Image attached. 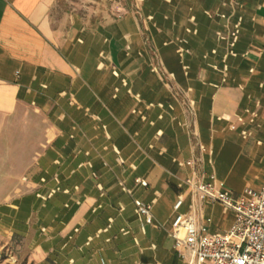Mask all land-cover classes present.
<instances>
[{
    "label": "crops",
    "instance_id": "1",
    "mask_svg": "<svg viewBox=\"0 0 264 264\" xmlns=\"http://www.w3.org/2000/svg\"><path fill=\"white\" fill-rule=\"evenodd\" d=\"M57 1L0 0V142L26 137L35 191L5 210L22 233L36 215L43 264H184L170 231L179 198L183 215L197 203L185 180L234 199L262 187L264 0H96L53 20ZM197 206L208 234L234 221Z\"/></svg>",
    "mask_w": 264,
    "mask_h": 264
},
{
    "label": "built area",
    "instance_id": "2",
    "mask_svg": "<svg viewBox=\"0 0 264 264\" xmlns=\"http://www.w3.org/2000/svg\"><path fill=\"white\" fill-rule=\"evenodd\" d=\"M237 34L238 30L232 34L231 47ZM182 54L179 51V55ZM256 117L255 113H250L249 122L254 123ZM242 135L248 137L249 134L243 132ZM185 165L192 166L193 161L189 160ZM136 183L146 185L142 180ZM182 186H186L197 200L187 215L178 212L183 204L182 198L174 206L170 237L184 264H264V176L260 190L245 189L237 199L226 190L223 182L214 177L208 182L190 178ZM202 203H218L224 212L232 211L234 221L230 228L223 233L208 234L194 214L197 204ZM135 208L142 228L153 225L151 205L137 202Z\"/></svg>",
    "mask_w": 264,
    "mask_h": 264
},
{
    "label": "rangeland",
    "instance_id": "3",
    "mask_svg": "<svg viewBox=\"0 0 264 264\" xmlns=\"http://www.w3.org/2000/svg\"><path fill=\"white\" fill-rule=\"evenodd\" d=\"M94 1L58 0L51 17L60 20L73 8L85 13V8L94 6ZM18 136H3L4 140L0 142V264H43L38 248L42 241L39 237L42 226L36 223V215L31 216L28 232L22 233L18 216L5 210L6 206L35 192L25 181V169L31 161L25 153L28 145L26 137L20 140ZM25 211L23 209L22 213L25 214ZM38 218L47 221L45 212L40 213Z\"/></svg>",
    "mask_w": 264,
    "mask_h": 264
}]
</instances>
